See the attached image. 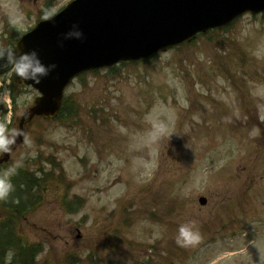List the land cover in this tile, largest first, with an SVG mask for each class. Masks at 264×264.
<instances>
[{"label":"rangeland","instance_id":"1","mask_svg":"<svg viewBox=\"0 0 264 264\" xmlns=\"http://www.w3.org/2000/svg\"><path fill=\"white\" fill-rule=\"evenodd\" d=\"M71 1L0 0L6 57ZM5 65L0 125L16 131L38 92ZM66 97L64 114L35 118L0 169L52 173L17 225L43 247L35 264H264V15L87 73ZM183 224L197 242L177 244Z\"/></svg>","mask_w":264,"mask_h":264},{"label":"water","instance_id":"2","mask_svg":"<svg viewBox=\"0 0 264 264\" xmlns=\"http://www.w3.org/2000/svg\"><path fill=\"white\" fill-rule=\"evenodd\" d=\"M264 12V0H74L50 19L41 21L18 42L17 53L36 50L56 69L40 84L35 105L21 119L16 148L26 137L25 123L35 116L56 117L64 91L81 73L109 68L120 62L141 61L160 51L231 24L244 14ZM78 25V28H74ZM82 31L83 38L69 36ZM4 153L0 163L8 161ZM200 203L207 199L201 197Z\"/></svg>","mask_w":264,"mask_h":264},{"label":"trees","instance_id":"3","mask_svg":"<svg viewBox=\"0 0 264 264\" xmlns=\"http://www.w3.org/2000/svg\"><path fill=\"white\" fill-rule=\"evenodd\" d=\"M66 106L65 99L60 116ZM51 174V171L39 167L36 171L25 169L10 176L13 190L6 198L0 199V264H35L43 251L40 244L23 242L17 225L41 202L43 188L50 181Z\"/></svg>","mask_w":264,"mask_h":264},{"label":"clouds","instance_id":"4","mask_svg":"<svg viewBox=\"0 0 264 264\" xmlns=\"http://www.w3.org/2000/svg\"><path fill=\"white\" fill-rule=\"evenodd\" d=\"M73 27L78 28L79 26L74 25ZM68 35L75 36L78 39L83 38L82 31H74ZM9 55L11 58L12 53L10 52ZM55 69V64H44L36 50L23 54L16 53L14 62H12V71L18 78L23 81H33L35 84H40L42 79L48 77ZM20 135H23V133L9 130L5 125H0V152H10L11 146L16 143L17 137ZM9 177V172L0 174V199L6 198L13 190V185ZM199 239V233L195 230L193 224H183L179 227L176 237L177 244L184 246L195 243Z\"/></svg>","mask_w":264,"mask_h":264},{"label":"flooded vegetation","instance_id":"5","mask_svg":"<svg viewBox=\"0 0 264 264\" xmlns=\"http://www.w3.org/2000/svg\"><path fill=\"white\" fill-rule=\"evenodd\" d=\"M6 47H0V63L4 62L6 65L2 68L1 73L4 75H8V73L12 70V65L9 64L10 60L6 59L5 57V49ZM5 83V82H4ZM7 86H3V89H5Z\"/></svg>","mask_w":264,"mask_h":264}]
</instances>
